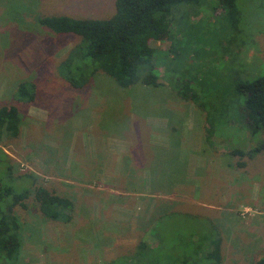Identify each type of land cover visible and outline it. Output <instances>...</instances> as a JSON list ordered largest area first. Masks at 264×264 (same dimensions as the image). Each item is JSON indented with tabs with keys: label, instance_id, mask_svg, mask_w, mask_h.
I'll list each match as a JSON object with an SVG mask.
<instances>
[{
	"label": "rangeland",
	"instance_id": "374dc122",
	"mask_svg": "<svg viewBox=\"0 0 264 264\" xmlns=\"http://www.w3.org/2000/svg\"><path fill=\"white\" fill-rule=\"evenodd\" d=\"M115 1L0 0V107L17 104L22 114L20 135L0 148L10 155L15 175L30 172L40 185L74 203L69 223L44 217L33 191L27 208L16 207L22 234L18 264H120L142 241L157 243L151 236L156 221L174 210L215 220L224 238L222 264H258L264 255V153L243 169L231 166L238 158L230 156V142L217 140L231 132L219 125L208 142L205 129H211L218 114L210 117L199 107L203 99L193 103L177 89L185 86L198 95L219 92L218 99L205 100L214 104L231 96L225 92L238 81L264 75V0H236V22L218 0L174 6L169 15L173 37L151 40L163 86L138 83L127 89L98 71L85 87L73 88L60 77L58 65L81 37L57 34L38 17L104 18L115 12ZM21 82L30 91L29 83H34L35 102L16 100ZM139 118L164 121L165 128H146ZM241 134L233 143L238 147L245 146ZM263 137L257 135L254 142ZM140 139L177 147L146 171H127ZM114 143V151L128 148V154H112ZM189 147L199 164L183 167ZM141 181L145 189L138 187ZM183 218L175 226L167 223L165 237L197 227ZM178 247L182 245L171 249Z\"/></svg>",
	"mask_w": 264,
	"mask_h": 264
},
{
	"label": "trees",
	"instance_id": "16d2710c",
	"mask_svg": "<svg viewBox=\"0 0 264 264\" xmlns=\"http://www.w3.org/2000/svg\"><path fill=\"white\" fill-rule=\"evenodd\" d=\"M193 1L199 0H116L115 12L108 17L78 18L67 14H48L39 16L38 22L57 34L81 37V43L74 46L68 57L58 65L60 77L73 88L85 87L98 71L112 76L123 88H131L138 83L160 87L163 84L158 80L160 72L154 60L156 49L151 45V40L165 35L172 38L169 23L172 8ZM218 1L227 18L236 22V0ZM219 78L218 82L223 84ZM26 84L21 82L14 96L18 101L33 103L37 97L36 87L34 83H29L30 91ZM177 92L193 103L203 99L199 107L209 112L210 117L218 114L211 129H207V140L211 142L221 127V130L231 132L228 137L222 133L217 138L230 142L227 146L230 156L238 158L231 166L236 164L243 169L248 166V160H254L255 156L264 153V137L262 141L254 142L257 135H264V75L252 81H238L232 91L225 92L233 95L231 99L227 95L214 101V104L207 101L218 99L219 92H202L198 95L185 86L178 88ZM135 121L134 117L131 124ZM21 123L22 114L17 104L1 106L0 144L18 137ZM238 132H242L244 147L233 144ZM0 154V264H18L22 234L16 207L27 208V200L33 191L44 217L69 223L73 218L74 203L55 189L40 185L37 177L30 172L15 175L10 155L1 148ZM177 212L180 211H169L156 221L153 231L157 229L151 236L157 243L142 241L132 255L123 256L120 264H222L224 238L215 220L185 211L178 215ZM181 216H184L186 224H197L200 228L187 231V234L178 231L165 237L167 223L173 222L175 226ZM179 244L182 247L171 249V246ZM258 264H264V255Z\"/></svg>",
	"mask_w": 264,
	"mask_h": 264
},
{
	"label": "crops",
	"instance_id": "0c3cea01",
	"mask_svg": "<svg viewBox=\"0 0 264 264\" xmlns=\"http://www.w3.org/2000/svg\"><path fill=\"white\" fill-rule=\"evenodd\" d=\"M190 113H191V115H193V111L192 112L190 111ZM139 120H140V118H139ZM156 120L157 119H153V121H150L149 119L145 120L144 118L143 119L141 118L140 123L143 124V126L146 125V128H147V126H151V128L152 127H158V126L162 127V128H165L164 125H163L164 124L163 120H162L163 122H161L160 124H158L159 120H157V121ZM200 124H202V123L200 122ZM198 129L200 131H203L205 129V127L204 126H200V127H198ZM173 130H175V128H173ZM192 132H193L192 130L188 131V137L189 138H193V136H191ZM204 133H205V136L207 138V130L206 129H205ZM144 142H146V143H144ZM139 144H140V148H138L137 152L135 151V149H133L134 152H135V154L132 155L134 159L130 160V163L128 165H125V166H128L127 167V171H131V170H136L138 172L146 171L145 167L147 165L154 164V163L158 164L157 161H159V163H160L163 160V158H165L167 151L173 153L174 152V148L177 147L176 145H171V144L167 145V144H164L163 142H156V141L154 142V140H153V142L151 140L145 141L144 139H140ZM115 145L116 144L114 143V147H113V149H111L113 152H115V153H112V154L121 155V156L128 154V151H127L128 148L122 149L121 153H119L117 151H114ZM203 145H204V143L202 144V146ZM203 147L205 148V146H203ZM143 148H144V151L142 150ZM190 149H191V147H189V149H187L186 152L184 153L185 160L183 161V167L185 165L189 166V164H191V163L196 165V163L198 162V160H196L197 157L195 155L197 153L194 152L193 155H192L191 153H189ZM206 151L208 153L210 152L208 150H206ZM204 163H205V160H204ZM91 164H93V162ZM94 164L96 166H98L99 162L98 161L97 162L94 161ZM197 164H199V163H197ZM82 165H84V163ZM106 165H107V167L110 166L107 163V161H106ZM160 165L163 166L162 164H160ZM137 166H138V168H137ZM90 168H91L90 169L91 171H100L101 170L100 167H90ZM152 168L156 169V166H152ZM182 169H184V168H182ZM163 171H164V168L160 167L159 172H163ZM138 187H141V188L145 189V187H147L146 186V182L145 181H141L138 184ZM160 187H161V183H157L156 184V188H160ZM159 191L160 190H156L155 193H159ZM167 212H169V211H167ZM167 212H164L161 215L166 214Z\"/></svg>",
	"mask_w": 264,
	"mask_h": 264
}]
</instances>
